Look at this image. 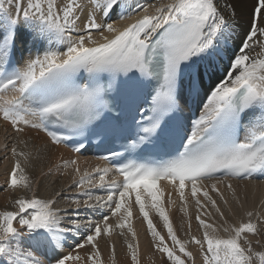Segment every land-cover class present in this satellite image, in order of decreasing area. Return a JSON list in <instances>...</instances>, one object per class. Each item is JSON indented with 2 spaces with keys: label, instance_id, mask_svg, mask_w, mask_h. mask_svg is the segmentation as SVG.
<instances>
[{
  "label": "snow or ice",
  "instance_id": "obj_1",
  "mask_svg": "<svg viewBox=\"0 0 264 264\" xmlns=\"http://www.w3.org/2000/svg\"><path fill=\"white\" fill-rule=\"evenodd\" d=\"M0 120V189L17 194L0 211V264H106L102 242L117 264L114 236L141 264L134 210L166 264H196L190 245L200 264H264V199L230 222L244 208L232 181L264 182V0H0ZM31 130L107 164L60 160L34 185L46 145L30 148Z\"/></svg>",
  "mask_w": 264,
  "mask_h": 264
},
{
  "label": "bare ground",
  "instance_id": "obj_2",
  "mask_svg": "<svg viewBox=\"0 0 264 264\" xmlns=\"http://www.w3.org/2000/svg\"><path fill=\"white\" fill-rule=\"evenodd\" d=\"M245 20L246 18L242 20L241 23H244ZM128 22L129 21L126 20V21H121L120 23L121 25H123ZM81 23H83V21H81ZM205 82L207 83V80ZM6 128H7L8 133H11V129L7 127L4 121L0 120V146L4 145L5 143H8V141L6 140V132H5ZM24 139L29 141V147L31 148H34V146H38L40 143H43V146L46 145V154L41 153V156L39 159L34 158L32 160V166L28 169V171L33 176L34 185H35V178L39 176L40 172L47 171V169L50 166H53L59 163L60 160H68L71 158H76L82 171L85 168L91 171L93 168L97 166H100V167L106 166V164L101 160L92 159L87 155L74 154L71 151L64 148L62 145H58V146L50 145L47 142L44 134L38 133L36 130H31L28 133V136L24 137ZM8 146H10L9 143H8ZM18 148H19L18 150H27V149H24L22 145H18ZM4 150L5 149L3 147H0L1 157L5 155ZM7 159L3 160V164L7 161ZM0 166H1V163H0ZM11 166H12V161L6 164L5 167L3 168L2 172L0 173V184L4 183L6 179V173L10 171ZM60 171L64 172L66 170L61 168ZM67 171L69 174L60 176L59 181H56L55 186L51 189H48V186H49L48 183L51 180V178H49L48 181H43L42 183H40L38 186L37 195L40 197H45V198L49 197L50 195H52L53 189L59 190L63 184L68 183L71 179V174H70L71 170H67ZM53 175H56L55 170L53 172ZM232 183L234 186L237 187L238 193L242 195L241 199H243L242 202L244 203V205L251 204L253 205L251 208H253L260 204L261 199H263L264 197V182H261L259 180H253V181L233 180ZM40 191L43 192V194L42 193L40 194ZM95 194H102V193L97 192ZM16 195H17L16 193H13L11 191H4L3 189H0V211L12 210V205L10 201L14 199ZM173 199L174 200L176 199L175 194H173ZM62 206H65V204H63ZM165 207L168 211L173 227L177 231V234L181 238H184V231L187 230L186 218L179 211L178 205L175 208H169L167 205V201L165 200ZM249 207L250 205L247 206V209H249ZM245 209H246L245 207L243 209L237 208L236 215L230 217V222H232L233 220H238L239 216L242 215V212ZM195 211H196L195 207L190 205L189 214L192 217V232L193 234H198L197 233V222L195 220ZM150 216L153 219V223L155 224L157 230L160 231L162 235H165V238L167 239L166 229H164L163 223L162 221H160L158 215H156L155 213H150ZM95 218L96 217H94V219ZM132 224H133V228L135 229L137 233L141 264H166V261L161 260L160 253L157 252L153 248L152 237L148 234L147 225L143 221L142 217L139 216L138 210H134V218L132 220ZM114 238L116 237L114 236L113 239ZM115 242H117L115 244L117 264H131L130 256L127 253V245L124 243V239H122V237H119L116 239ZM197 247L198 246L190 245L189 250L193 251L196 257V264H199V255L197 253ZM101 248L103 250V254L105 257L106 264H107L109 250L104 246L103 242L101 243Z\"/></svg>",
  "mask_w": 264,
  "mask_h": 264
},
{
  "label": "rangeland",
  "instance_id": "obj_3",
  "mask_svg": "<svg viewBox=\"0 0 264 264\" xmlns=\"http://www.w3.org/2000/svg\"><path fill=\"white\" fill-rule=\"evenodd\" d=\"M9 143V142H8ZM10 144V146H8L9 148H11V143H9ZM38 146H43V143H40ZM8 148V149H9ZM31 148V147H30ZM19 149V148H18ZM4 152H5V155L3 156V157H1L0 156V163H1V166H0V173L2 172V170H3V168L5 167V165L6 164H8V163H10L11 161H12V158H11V156H9V155H11L10 154V149L7 151V153H6V151L4 150ZM7 155V161L3 164V160L5 159V156ZM34 158H35V154H34ZM33 158V159H34ZM51 160V159H50ZM49 178H51V177H49ZM59 179H60V177L56 180V181H59ZM55 184H56V182L54 183V185L53 184H50V183H48V189H51V188H53L54 186H55ZM239 190H241V189H239ZM43 194V192H41L40 191V194ZM241 197H242V195H240ZM248 199V198H247ZM263 199H264V197H263ZM243 201V199H241V202ZM63 204H66V201H64V200H61L60 202H59V204H58V206H62ZM242 204L244 205V203L242 202ZM250 205V207H249V209L253 206V205H251V204H248V205H244V207L247 209V206H249ZM63 207V206H62ZM116 238H114V240L116 241V239L117 238H119L118 236H115ZM122 239H124L123 237H122ZM129 239H130V237H129ZM253 240H255V237H253L252 238ZM117 242H115V244H116ZM254 247L256 248V250H261V246H259V245H255L254 244ZM200 261H201V258L199 257V264H200Z\"/></svg>",
  "mask_w": 264,
  "mask_h": 264
}]
</instances>
